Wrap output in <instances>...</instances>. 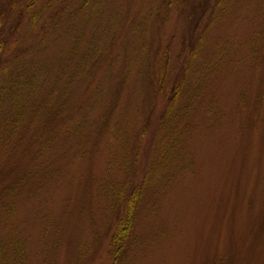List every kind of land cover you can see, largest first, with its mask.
I'll return each instance as SVG.
<instances>
[{
  "label": "rangeland",
  "instance_id": "rangeland-1",
  "mask_svg": "<svg viewBox=\"0 0 264 264\" xmlns=\"http://www.w3.org/2000/svg\"><path fill=\"white\" fill-rule=\"evenodd\" d=\"M0 47V264H264V0H0Z\"/></svg>",
  "mask_w": 264,
  "mask_h": 264
},
{
  "label": "trees",
  "instance_id": "trees-1",
  "mask_svg": "<svg viewBox=\"0 0 264 264\" xmlns=\"http://www.w3.org/2000/svg\"><path fill=\"white\" fill-rule=\"evenodd\" d=\"M140 196L141 195L139 191L131 197L128 202L126 212L120 220V223L114 235L112 236L111 245L113 249V254L117 257L118 260L120 256L124 254V251L126 249V243L129 239L131 231L135 227V210Z\"/></svg>",
  "mask_w": 264,
  "mask_h": 264
}]
</instances>
